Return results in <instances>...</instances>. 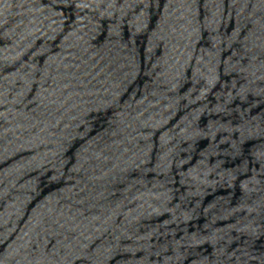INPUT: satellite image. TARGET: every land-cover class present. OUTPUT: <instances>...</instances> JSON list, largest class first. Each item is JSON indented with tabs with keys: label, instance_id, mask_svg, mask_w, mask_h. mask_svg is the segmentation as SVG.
Masks as SVG:
<instances>
[{
	"label": "water",
	"instance_id": "1",
	"mask_svg": "<svg viewBox=\"0 0 264 264\" xmlns=\"http://www.w3.org/2000/svg\"><path fill=\"white\" fill-rule=\"evenodd\" d=\"M0 264H264V0H0Z\"/></svg>",
	"mask_w": 264,
	"mask_h": 264
}]
</instances>
